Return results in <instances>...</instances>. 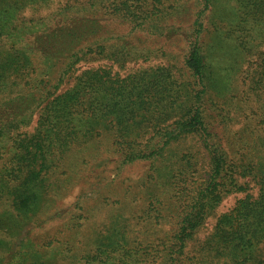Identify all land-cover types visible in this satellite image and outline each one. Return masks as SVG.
I'll use <instances>...</instances> for the list:
<instances>
[{
	"label": "trees",
	"instance_id": "trees-1",
	"mask_svg": "<svg viewBox=\"0 0 264 264\" xmlns=\"http://www.w3.org/2000/svg\"><path fill=\"white\" fill-rule=\"evenodd\" d=\"M58 251L264 264V0H0V264H58Z\"/></svg>",
	"mask_w": 264,
	"mask_h": 264
},
{
	"label": "rangeland",
	"instance_id": "rangeland-1",
	"mask_svg": "<svg viewBox=\"0 0 264 264\" xmlns=\"http://www.w3.org/2000/svg\"><path fill=\"white\" fill-rule=\"evenodd\" d=\"M243 123L240 122V120H238L235 125H233V129L234 131H240L241 130V127H242ZM191 141H189V145H191L193 148H194V151H199V155H200V159H201V162L200 164L198 165V170L202 171V169H204L205 165H204V162L205 161V153L203 152L202 149H198V145L197 142L193 139H190ZM112 167V165H108L106 166L105 168L101 169V171H99V174L96 175L97 180L95 179V175L91 178V177H88L87 178V181L89 183L92 182V179L94 180L92 182V184L94 183V185L92 187H100V186H103L107 183L108 180H110L111 178L114 177V173L112 172L113 170H111L110 168ZM145 173L144 172V169L141 165H135L133 168L131 169H128V170H125V172L123 173V176L124 177H130L132 179V182H127V184H132V185H135L137 182V180H139V178L141 177V175ZM95 177V178H94ZM118 180L119 178L117 177V183H114L112 184V188L116 187V185L118 184ZM242 183L245 184V180H241ZM248 186V190L247 192L249 191V193L253 194V195H256L257 193V186L252 183V182H247L246 184ZM79 186V185H78ZM80 186H83V187H86L87 186V183L86 182H81L80 183ZM125 186V184L122 185V187H117V189L115 190L116 192H120L121 191V188H123ZM87 188V187H86ZM72 192V196L70 197L71 193H70V190H67V195L64 197V202H62V204L66 203V202H73L74 199H75V195L77 192V187H75L74 189L71 190ZM111 192V194L113 193V191L109 190ZM247 192H237V193H233V194H230V195H227L223 200L222 202L220 203V205L214 210L213 214H211L206 222H205V225H204V228H202L199 232V234L197 235V238L199 241H202L212 230L217 218L229 211L231 208H233V206L235 205L236 201L243 198ZM104 195H107V188L104 190ZM115 193V192H114ZM86 194L90 197L93 196L92 192L91 191H87ZM110 195V194H108ZM95 198L92 197V198H88L87 199V203L88 204H93L94 201L93 199ZM95 200V199H94ZM107 217V218H106ZM107 219V221L109 220L110 218V213L105 214V213H100L98 212L96 218L94 219L93 222H100L101 220L103 219ZM95 225L93 227V229H95ZM56 230L55 229H51L49 232L47 233H44V232H39L38 234H36L35 236H33V241L34 243H37L38 241L42 240V239H51V237L53 236V233L55 232ZM64 233H67V232H62L60 235H59V238L61 239H64V238H68L69 236V233L66 234V237ZM47 259L50 261V262H54V263H58V264H79L78 261H76V258H73L72 255L68 254L67 252H61V251H58L56 253H51L50 255H48Z\"/></svg>",
	"mask_w": 264,
	"mask_h": 264
}]
</instances>
